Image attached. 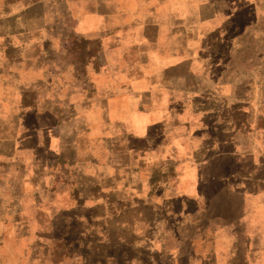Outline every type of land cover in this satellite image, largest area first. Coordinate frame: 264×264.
<instances>
[{
	"label": "crops",
	"instance_id": "0c3cea01",
	"mask_svg": "<svg viewBox=\"0 0 264 264\" xmlns=\"http://www.w3.org/2000/svg\"><path fill=\"white\" fill-rule=\"evenodd\" d=\"M0 106L57 264H264V0H0Z\"/></svg>",
	"mask_w": 264,
	"mask_h": 264
},
{
	"label": "rangeland",
	"instance_id": "374dc122",
	"mask_svg": "<svg viewBox=\"0 0 264 264\" xmlns=\"http://www.w3.org/2000/svg\"><path fill=\"white\" fill-rule=\"evenodd\" d=\"M34 94L37 100L42 99L47 90L40 86ZM4 98H11V92L5 91ZM8 109L11 110L0 106L5 116ZM30 124L20 122L21 128ZM1 126L4 134L11 135L18 127L17 122H5ZM27 151L9 154L11 159L5 156L0 164V264H57L58 260L49 256L45 241L51 222L49 210L45 213L43 158L28 160ZM54 247L58 252L59 246Z\"/></svg>",
	"mask_w": 264,
	"mask_h": 264
}]
</instances>
